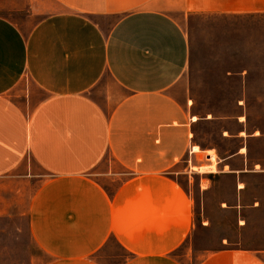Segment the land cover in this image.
I'll list each match as a JSON object with an SVG mask.
<instances>
[{"label":"crops","instance_id":"0c3cea01","mask_svg":"<svg viewBox=\"0 0 264 264\" xmlns=\"http://www.w3.org/2000/svg\"><path fill=\"white\" fill-rule=\"evenodd\" d=\"M26 2L44 14L27 32L0 14V217L27 218L46 264H101L112 240L122 264H183L193 185L221 173L243 191L249 167L264 174L250 149L264 132L242 113L222 136L240 141L232 154L199 141L178 15L262 17L264 0ZM208 151L215 172L202 170ZM198 264H264V248L211 250Z\"/></svg>","mask_w":264,"mask_h":264},{"label":"rangeland","instance_id":"374dc122","mask_svg":"<svg viewBox=\"0 0 264 264\" xmlns=\"http://www.w3.org/2000/svg\"><path fill=\"white\" fill-rule=\"evenodd\" d=\"M26 1L0 2V14L24 32L44 15L33 14L32 4ZM178 17L190 39L186 85L194 111L201 117L196 126L199 141L232 154L240 141L222 136L240 126L228 118L247 113L249 129L264 132V18L201 13ZM260 28L263 36H258ZM25 87L26 83L20 84L12 92H23ZM250 149L254 160L264 161V138L252 141ZM251 170L241 176L246 186L241 192L234 175L221 173L203 182L204 191L193 185L194 227L176 251L183 264H198L211 250L264 248V174ZM27 225L26 217H0V264H46L50 260L31 241ZM127 256L112 240L97 260L122 264Z\"/></svg>","mask_w":264,"mask_h":264},{"label":"bare ground","instance_id":"6f19581e","mask_svg":"<svg viewBox=\"0 0 264 264\" xmlns=\"http://www.w3.org/2000/svg\"><path fill=\"white\" fill-rule=\"evenodd\" d=\"M193 119H197V117L195 116ZM199 147L198 146H195L194 150H198ZM209 155H210V159L213 160L214 163H212V165L210 166H204L202 167V170H205V171H212V172H215L217 171V160H216V154L214 151H208ZM240 187H242V185H240Z\"/></svg>","mask_w":264,"mask_h":264},{"label":"trees","instance_id":"16d2710c","mask_svg":"<svg viewBox=\"0 0 264 264\" xmlns=\"http://www.w3.org/2000/svg\"><path fill=\"white\" fill-rule=\"evenodd\" d=\"M235 17H246V16H235ZM246 18L258 19V18H264V16H262V17H246ZM257 34H258V33H257ZM258 36H263V34H262V32H261V28H260V32H259Z\"/></svg>","mask_w":264,"mask_h":264}]
</instances>
